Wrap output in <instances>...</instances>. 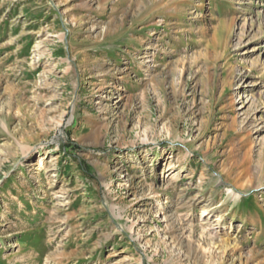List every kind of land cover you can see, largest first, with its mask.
Masks as SVG:
<instances>
[{"label": "rangeland", "instance_id": "rangeland-1", "mask_svg": "<svg viewBox=\"0 0 264 264\" xmlns=\"http://www.w3.org/2000/svg\"><path fill=\"white\" fill-rule=\"evenodd\" d=\"M0 264H264V0H0Z\"/></svg>", "mask_w": 264, "mask_h": 264}, {"label": "bare ground", "instance_id": "bare-ground-1", "mask_svg": "<svg viewBox=\"0 0 264 264\" xmlns=\"http://www.w3.org/2000/svg\"><path fill=\"white\" fill-rule=\"evenodd\" d=\"M39 164L41 165V161L39 162Z\"/></svg>", "mask_w": 264, "mask_h": 264}]
</instances>
